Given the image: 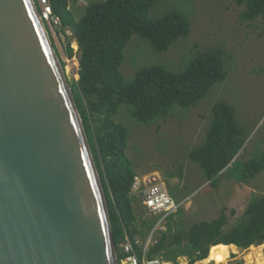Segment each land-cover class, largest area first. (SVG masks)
Here are the masks:
<instances>
[{"label": "trees", "instance_id": "16d2710c", "mask_svg": "<svg viewBox=\"0 0 264 264\" xmlns=\"http://www.w3.org/2000/svg\"><path fill=\"white\" fill-rule=\"evenodd\" d=\"M158 1H92L78 20L69 0H50L53 14L60 18L61 29H70L78 42L79 78L72 81L71 88L106 194L119 261L125 256L120 243L130 239L141 254L137 235H144L143 228L151 229L158 219L152 216L143 221L142 227L138 226L132 193L137 172L126 154L128 129L115 119L120 105L127 104L130 114L145 123L167 116L174 105L196 106L228 75L222 51L210 48L198 50L181 71L148 66L138 70L130 81L124 80L120 69L124 48L134 34L147 39L154 50L165 51L190 33L188 18L179 12L149 17V10ZM233 1L245 6L240 20L264 19V0ZM67 52L72 53L69 45ZM246 139L234 107L226 101H217L211 107L205 138L189 151V158L199 164L211 184L217 185L224 171L247 181L264 171V150L238 163L234 159ZM180 213L178 210L167 219L165 230H157L149 255L161 256L169 264H180L181 257L187 259L186 264L204 259L217 264L228 258L229 248L245 250L264 243V193L252 196L233 225H229L224 207L212 219L186 222ZM246 264H251L249 258Z\"/></svg>", "mask_w": 264, "mask_h": 264}, {"label": "water", "instance_id": "95a60500", "mask_svg": "<svg viewBox=\"0 0 264 264\" xmlns=\"http://www.w3.org/2000/svg\"><path fill=\"white\" fill-rule=\"evenodd\" d=\"M33 0H0V264H120L102 180Z\"/></svg>", "mask_w": 264, "mask_h": 264}, {"label": "rangeland", "instance_id": "374dc122", "mask_svg": "<svg viewBox=\"0 0 264 264\" xmlns=\"http://www.w3.org/2000/svg\"><path fill=\"white\" fill-rule=\"evenodd\" d=\"M92 1L97 0H69L76 19L83 16ZM172 11L188 18L189 35L178 38L165 51H156L147 39L134 34L124 48L120 68L124 80L130 81L138 70L148 66L181 71L198 50L210 48L222 51L228 72L226 79L216 83L196 106L174 105L167 116L144 123L130 114L127 104H121L115 119L128 129L126 154L133 162L137 176H158L173 198L181 203V219L186 222L212 219L224 207L229 225H233L252 196L264 193V171L247 181L224 171L219 183L214 185L207 180L199 164L189 158V151L203 142L211 120V107L217 101L230 103L238 123L245 129L246 143L234 160L244 163L264 150V19L240 20L245 6L237 5L233 0H159L148 16ZM46 29L71 85L79 78L76 39L68 28L62 30L53 26L50 31L47 26ZM68 45L72 48L71 56L67 52ZM132 193L140 228L143 221L152 216L144 207L139 191ZM154 227L143 228L145 234L137 235L139 245L149 243L150 249L158 236L159 227L153 230ZM123 243L125 240L120 243V248ZM255 255L264 259V243L242 249L217 264H236L237 261L246 264V258L253 264Z\"/></svg>", "mask_w": 264, "mask_h": 264}, {"label": "built area", "instance_id": "2783aa9c", "mask_svg": "<svg viewBox=\"0 0 264 264\" xmlns=\"http://www.w3.org/2000/svg\"><path fill=\"white\" fill-rule=\"evenodd\" d=\"M33 2L39 11L40 19L50 31L53 26L61 27L60 18L53 14L50 0H33ZM134 190L139 191L144 207L153 214L149 215L158 218L153 230L158 227L165 230L167 219L179 210L180 203L173 198L165 184L155 174L136 176L132 187V191ZM130 241L126 239L125 243L121 244L125 256L119 261L120 264H164L165 261L161 256L149 255V243L143 245L141 254H138Z\"/></svg>", "mask_w": 264, "mask_h": 264}, {"label": "crops", "instance_id": "0c3cea01", "mask_svg": "<svg viewBox=\"0 0 264 264\" xmlns=\"http://www.w3.org/2000/svg\"><path fill=\"white\" fill-rule=\"evenodd\" d=\"M241 250L242 249L237 248V251H233L231 248H229V255H231V254H234L235 255L236 253L240 252ZM180 259H181V263L180 264H186L187 263V259L185 257H181ZM205 262H207V261L204 259L202 261H198L196 264H202V263H205Z\"/></svg>", "mask_w": 264, "mask_h": 264}, {"label": "bare ground", "instance_id": "6f19581e", "mask_svg": "<svg viewBox=\"0 0 264 264\" xmlns=\"http://www.w3.org/2000/svg\"><path fill=\"white\" fill-rule=\"evenodd\" d=\"M47 28V27H46ZM50 30V29H49ZM48 31V30H47ZM48 34H49V32H48ZM50 37V36H49ZM51 42H52V40H51ZM76 43H77V45H78V42H77V40H76ZM52 44H53V42H52ZM54 46V45H53ZM179 203V202H178ZM180 207H181V203H180ZM148 210V209H147ZM149 211V210H148ZM149 213L151 214V215H153L150 211H149ZM126 239H128V238H126ZM126 239H125V241H126ZM258 255V254H257ZM259 257H261V256H259ZM258 256L256 257V255L255 256H253V264H264V259H261V258H259ZM164 264H166V262H164Z\"/></svg>", "mask_w": 264, "mask_h": 264}]
</instances>
